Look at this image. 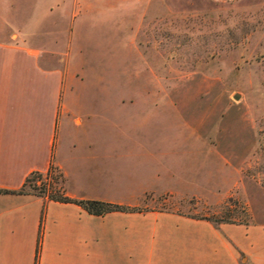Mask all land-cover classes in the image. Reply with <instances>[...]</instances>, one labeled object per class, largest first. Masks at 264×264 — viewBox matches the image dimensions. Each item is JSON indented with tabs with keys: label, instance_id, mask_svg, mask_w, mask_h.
<instances>
[{
	"label": "rangeland",
	"instance_id": "374dc122",
	"mask_svg": "<svg viewBox=\"0 0 264 264\" xmlns=\"http://www.w3.org/2000/svg\"><path fill=\"white\" fill-rule=\"evenodd\" d=\"M55 1L0 0L1 13L26 19ZM57 5L52 16L72 11L81 23L42 58L70 75L61 102L71 125L62 118L59 136L78 141L81 154L88 140L110 148V198L216 226H264V0ZM79 116L88 123L75 126ZM82 168L92 183L93 171ZM157 169L170 187L136 195L141 184H160ZM54 173L53 186L64 189ZM32 179L25 191L35 195L42 184Z\"/></svg>",
	"mask_w": 264,
	"mask_h": 264
},
{
	"label": "crops",
	"instance_id": "0c3cea01",
	"mask_svg": "<svg viewBox=\"0 0 264 264\" xmlns=\"http://www.w3.org/2000/svg\"><path fill=\"white\" fill-rule=\"evenodd\" d=\"M55 2L21 20L1 13L0 4V189L18 190L32 172L45 173L53 164L68 196L123 203L110 198L111 150L105 142L88 140L81 154L78 141L66 144L59 136L62 118L71 125L61 102L70 75L42 58L56 52L62 35L70 42L81 23L72 11L52 16L61 5L52 7ZM78 118L75 126L89 121ZM84 163L93 171L92 183L84 180L90 178ZM154 177L160 183L166 175L157 169ZM139 187L136 195L170 184ZM105 240L108 246L97 247ZM0 264H264V226H216L152 210L96 216L74 203L0 192Z\"/></svg>",
	"mask_w": 264,
	"mask_h": 264
},
{
	"label": "trees",
	"instance_id": "16d2710c",
	"mask_svg": "<svg viewBox=\"0 0 264 264\" xmlns=\"http://www.w3.org/2000/svg\"><path fill=\"white\" fill-rule=\"evenodd\" d=\"M57 171V167L53 164H50L48 170L45 173H41L38 171L32 172L24 181L22 187L18 190L11 191L6 189H0L2 193H28L25 191V188L29 182H31L32 178H37L40 180L42 187L40 190L35 194L41 197L46 198L48 201H55V202H62V203H74L82 207L85 211L90 214L96 216H102L110 212H140L136 207H131L128 205H123L114 202L102 201L97 199H85V198H73L68 196L64 189L59 186H53V181L57 182L58 176L54 172ZM52 181V182H51ZM198 219H205L208 218H198ZM226 223H234L227 221Z\"/></svg>",
	"mask_w": 264,
	"mask_h": 264
},
{
	"label": "water",
	"instance_id": "95a60500",
	"mask_svg": "<svg viewBox=\"0 0 264 264\" xmlns=\"http://www.w3.org/2000/svg\"><path fill=\"white\" fill-rule=\"evenodd\" d=\"M238 97V95H235V98H237Z\"/></svg>",
	"mask_w": 264,
	"mask_h": 264
}]
</instances>
